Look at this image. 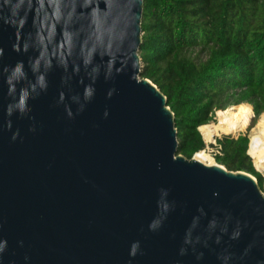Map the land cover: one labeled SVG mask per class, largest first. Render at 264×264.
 I'll use <instances>...</instances> for the list:
<instances>
[{"label":"water","instance_id":"1","mask_svg":"<svg viewBox=\"0 0 264 264\" xmlns=\"http://www.w3.org/2000/svg\"><path fill=\"white\" fill-rule=\"evenodd\" d=\"M143 12L0 0V264H264V193L178 154Z\"/></svg>","mask_w":264,"mask_h":264},{"label":"trees","instance_id":"2","mask_svg":"<svg viewBox=\"0 0 264 264\" xmlns=\"http://www.w3.org/2000/svg\"><path fill=\"white\" fill-rule=\"evenodd\" d=\"M142 78L167 98L175 115L178 154L207 147L199 128L212 115L242 104L264 113V0H144ZM216 164L262 177L248 153V135L217 140Z\"/></svg>","mask_w":264,"mask_h":264},{"label":"bare ground","instance_id":"3","mask_svg":"<svg viewBox=\"0 0 264 264\" xmlns=\"http://www.w3.org/2000/svg\"><path fill=\"white\" fill-rule=\"evenodd\" d=\"M252 115L253 109L250 105L242 104L231 107L225 111L218 112L216 123L202 126L199 131L206 144L213 143L215 138L221 134L237 135L246 129L248 130L247 127L250 124ZM248 153L254 160L257 169L260 172H264V113L259 117L254 127ZM194 159L208 167L216 165L206 151H200L195 155Z\"/></svg>","mask_w":264,"mask_h":264},{"label":"rangeland","instance_id":"4","mask_svg":"<svg viewBox=\"0 0 264 264\" xmlns=\"http://www.w3.org/2000/svg\"><path fill=\"white\" fill-rule=\"evenodd\" d=\"M217 115H218V111H216L213 115H212V117H211V119H210V122L208 123V124H206V125H209V124H213V123H216V121H217ZM252 120V119H251ZM251 123V122H250ZM250 125V124H249ZM205 126V125H204ZM248 128V130L246 129V130H244V131H242V132H240V133H238L237 135H231V136H238L239 134H242V135H248V137H249V139L251 140V136L253 135V132H254V128H252L251 130H249V126L247 127ZM202 135V134H201ZM223 136H226V135H224V134H221L219 137H216L215 138V140H214V142L213 143H208V144H206L207 145V147H206V149L204 150V151H206V153H207V155L215 162V160H214V155L216 154V152L218 151V148H211L210 147V145H214V143H215V145H216V147L218 146L217 145V140L218 139H220V138H222ZM203 137V136H202ZM204 139V138H203ZM205 141V140H204ZM195 157V156H194ZM252 159V158H251ZM252 161H253V163H254V160L252 159ZM216 163V162H215ZM254 165V169H255V171L256 172H258L259 174H260V176L262 177V185H261V191L264 193V172H260L258 169H257V167L255 166V163L253 164ZM256 180H257V178H255ZM258 181V180H257Z\"/></svg>","mask_w":264,"mask_h":264},{"label":"built area","instance_id":"5","mask_svg":"<svg viewBox=\"0 0 264 264\" xmlns=\"http://www.w3.org/2000/svg\"><path fill=\"white\" fill-rule=\"evenodd\" d=\"M214 146H216L215 143H214ZM216 154H220V152H219V148H218V151L216 152Z\"/></svg>","mask_w":264,"mask_h":264}]
</instances>
